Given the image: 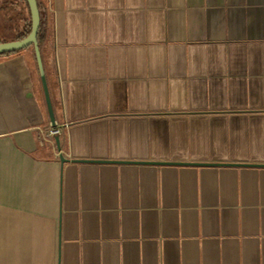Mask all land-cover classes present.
Returning a JSON list of instances; mask_svg holds the SVG:
<instances>
[{"label": "crops", "instance_id": "crops-1", "mask_svg": "<svg viewBox=\"0 0 264 264\" xmlns=\"http://www.w3.org/2000/svg\"><path fill=\"white\" fill-rule=\"evenodd\" d=\"M36 1L59 148L0 56V264H264V0Z\"/></svg>", "mask_w": 264, "mask_h": 264}, {"label": "water", "instance_id": "water-1", "mask_svg": "<svg viewBox=\"0 0 264 264\" xmlns=\"http://www.w3.org/2000/svg\"><path fill=\"white\" fill-rule=\"evenodd\" d=\"M25 2L28 6L30 20H31L30 33L28 34V36L24 40L13 41L10 43H0V56H3L5 54H11V53L19 52V51L25 50L31 46L33 47V52H34V56H35V61H36L37 70H38V74H39V78H40V82H41V86H42V91H43V95H44V99H45V104H46V108H47V113H48L51 129L56 132L57 128H56L55 118H54V114H53V110H52V105H51V101H50V97H49V93H48V88H47V84H46V79H45V75H44V70H43L41 57H40V51H39L38 42H37L38 32H39V29H40V26L42 23V15H41V11L39 10V7H38L36 0H25ZM54 139H55L57 148H59V140H58L57 134L55 135ZM60 161L62 164L66 162L61 157H60ZM151 165H167V164H151ZM188 165L189 166H199V167L200 166H203V167H205V166H207V167H210V166L211 167H221V166H223V165L186 164V166H188ZM228 166L235 167L236 165H228ZM262 167H264V166H262Z\"/></svg>", "mask_w": 264, "mask_h": 264}, {"label": "rangeland", "instance_id": "rangeland-1", "mask_svg": "<svg viewBox=\"0 0 264 264\" xmlns=\"http://www.w3.org/2000/svg\"><path fill=\"white\" fill-rule=\"evenodd\" d=\"M24 15L28 18L27 11H25ZM22 20V13L16 6L6 3V0H4L3 5L0 1V40L6 43L12 42L16 31L23 28ZM6 22L9 26H5Z\"/></svg>", "mask_w": 264, "mask_h": 264}, {"label": "trees", "instance_id": "trees-1", "mask_svg": "<svg viewBox=\"0 0 264 264\" xmlns=\"http://www.w3.org/2000/svg\"><path fill=\"white\" fill-rule=\"evenodd\" d=\"M2 2V4L4 5V0H0ZM10 1H13V2H10ZM14 1H17L19 2L20 4H22L25 8V10L27 11L28 13V18H25L23 21L25 23V26H24V30L17 34L14 41H21V40H24L28 34L30 33V30H31V20H30V15H29V10H28V6L25 2V0H6V3H11L12 6H16L15 2ZM40 38H41V28L39 29V32H38V36H37V42H38V45H39V41H40ZM0 43H6L5 41H1L0 40ZM27 49L29 50H32L33 51V47H28ZM21 52V51H19ZM19 52H15V53H11V54H5L3 56H9V55H15V54H18Z\"/></svg>", "mask_w": 264, "mask_h": 264}, {"label": "built area", "instance_id": "built-area-1", "mask_svg": "<svg viewBox=\"0 0 264 264\" xmlns=\"http://www.w3.org/2000/svg\"><path fill=\"white\" fill-rule=\"evenodd\" d=\"M55 133H56V132H55V131H53V133L51 134V136L55 135ZM58 156H60V154H58Z\"/></svg>", "mask_w": 264, "mask_h": 264}]
</instances>
